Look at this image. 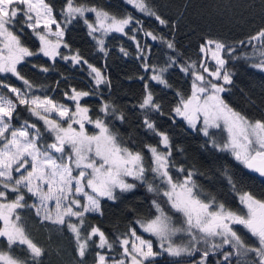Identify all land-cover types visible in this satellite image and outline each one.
Segmentation results:
<instances>
[{
  "label": "snow or ice",
  "instance_id": "snow-or-ice-1",
  "mask_svg": "<svg viewBox=\"0 0 264 264\" xmlns=\"http://www.w3.org/2000/svg\"><path fill=\"white\" fill-rule=\"evenodd\" d=\"M122 3L154 18L159 25L169 24L151 0ZM88 14L94 15L93 21ZM58 15L62 19L57 18L47 0H0V74L10 73L25 86L0 81V89L14 96L0 91V242L4 245L0 247V264H44L47 250L27 232L25 211L42 226L71 235L77 264H87L90 252H94L92 264H156V258L164 255L173 258L171 264H184V258L197 255L199 258L191 264H211L213 256L217 257L215 264H264V198L239 189L227 169H221L220 174L238 199L237 208L205 191L198 179L204 173L176 164L169 135L151 119L152 112L163 113L148 80L171 88L166 74L179 65V70L191 78V86L187 95L175 93L173 119L182 118L191 130L202 135L201 147L206 151L227 154L244 170L264 179V119H250L225 99L230 91L227 86L233 84V72L226 65L237 49L206 39L199 46L202 55L198 62L180 64L174 42L145 30L143 21L131 12L116 15L103 7L65 0ZM77 19L83 20L105 56L108 52L102 37L110 33L143 32L171 50L163 65L150 64V47L142 46L136 35L129 36L136 41L145 72L151 73L148 80L141 77L145 80L144 96L138 108L143 113V127L159 138L155 144L134 147L126 143L114 124L126 117L109 103H102L99 111L103 115L95 119L89 115L90 109L81 105L84 97L110 82L78 51L61 53V47L69 48L62 24ZM25 30H31L39 40L37 51L22 42ZM98 32L101 37L95 36ZM252 41L264 42V28L248 43ZM120 52L129 55L123 47ZM41 54L53 62L59 57L74 66H87L94 82L92 89L72 87L63 92L74 107L47 94H37L36 86L18 70L27 57ZM209 58L213 67L208 65ZM252 67L264 72V50ZM20 106L35 121L20 120ZM86 124L97 131L89 134ZM140 187L151 193L152 199L147 216L135 220V227L110 238L99 225L89 222L90 216L104 215L102 201L115 205ZM138 231L154 237L157 250L153 239Z\"/></svg>",
  "mask_w": 264,
  "mask_h": 264
},
{
  "label": "trees",
  "instance_id": "trees-1",
  "mask_svg": "<svg viewBox=\"0 0 264 264\" xmlns=\"http://www.w3.org/2000/svg\"><path fill=\"white\" fill-rule=\"evenodd\" d=\"M47 2L54 6L57 18L62 19L58 14L65 0ZM76 2L103 7L116 15L133 13L143 21L145 30L163 34L174 42L180 64L185 61L198 62L202 55L199 46L206 39L218 40L237 49L232 59L225 57L228 59L226 69L233 72V84L227 86L230 91L225 94V99L230 106L250 119H264V72L252 67V63L259 58L254 56L258 41L248 43L252 36L264 28V0H151L156 9L169 21L167 27L159 25L154 18L143 16L131 5L122 3V0H76ZM88 18L93 21L91 14H88ZM62 26L65 27L64 41L68 43L69 48L61 47V53L71 55L78 51L89 63L100 68L110 82L109 85H102L94 94L84 97L81 105L88 107L89 115L95 119L98 115H103L99 111L102 103H109L126 117L123 122L114 121L115 130L126 143L134 147H142L144 143L155 144L159 138L148 133L143 127V113L138 108L144 96L145 80H148L151 73L145 72L142 66L144 61L138 58L136 41L129 39V36L136 35L142 46L150 47L148 60L150 64L163 65L167 54H172L171 50L159 41H152L143 32H129L128 35L112 33L105 38L108 52L105 56L99 51L93 36L89 35V30L82 19L73 20L71 24ZM21 39L30 50H38L39 40L31 34V30H25ZM241 41L244 43L241 44ZM261 44L264 49V42ZM121 47L125 48L129 55L121 53ZM44 67L49 71H41ZM18 70L36 86L34 90L37 94H47L70 107L74 105L63 96V92L72 87L90 91L94 84L86 65L74 66L70 61H64L59 57L55 62L42 54L27 57L18 65ZM166 76L172 85L171 88H164L148 80L163 113L152 112L151 119L160 131L169 135L173 146L172 158L176 164L204 173L198 179L205 191L212 192L233 209L237 208L239 201L231 192L225 177L220 174L221 169H227L233 174L239 189L264 198L263 179L244 170L227 154L206 151L201 147L204 143L202 135L191 130L182 118L173 119L171 110L177 99L175 93L180 91L185 95L189 94L191 78L179 70V65L169 69ZM0 81L15 87H25L22 81L10 73L0 74ZM17 112L20 120L27 118L35 121V117H30L23 106L18 107ZM13 123L18 124V121L14 120ZM37 123L42 125V122ZM86 129L89 132L95 131L90 124H87ZM151 199V193L142 187L137 188L134 193L125 194L115 205L110 201H102L104 215L90 216L89 222L99 225L110 238L125 233L130 226H136L133 223L135 220L147 216ZM23 220L30 236L47 250L44 264H77L70 234L57 233L42 226L34 215L27 211L23 215ZM240 231L243 233L245 230L241 228ZM3 246L0 242V247ZM119 251L117 249V253ZM93 258L94 252H90L87 264H92ZM198 258V255L184 258V264H191L193 259ZM216 258L210 257L211 264H215ZM171 260L165 256L156 259V264H171Z\"/></svg>",
  "mask_w": 264,
  "mask_h": 264
},
{
  "label": "rangeland",
  "instance_id": "rangeland-1",
  "mask_svg": "<svg viewBox=\"0 0 264 264\" xmlns=\"http://www.w3.org/2000/svg\"><path fill=\"white\" fill-rule=\"evenodd\" d=\"M92 16H93V20H94V15L93 14H91ZM53 27H55V26H53ZM127 31V30H126ZM110 34H112V33H110ZM129 34V33H128ZM101 33H95V36L96 37H101ZM108 36V35H107ZM107 36H103L102 38L105 40V38L107 37ZM261 50H264L263 49V45L261 44V42H258V46H257V48H255V52H254V56L255 57H259L260 56V51ZM208 65H209V67H213L214 66V62L213 61H211L210 60V58L208 59ZM0 91H2V92H5L4 90H2V89H0ZM8 96H10V97H12L13 99H14V96H13V94H11V93H7V91L5 92ZM70 107V106H69ZM87 126V124L85 125V127ZM88 131V130H87ZM95 131H97L96 129H95ZM94 131V132H95ZM89 132V131H88ZM93 132H89V134H92ZM138 234H142L145 238H151V239H153V242H154V250H157L156 249V242H155V238L154 237H149L148 236V234H146V233H142V231H140V232H138ZM177 243H180V240L179 239H177ZM113 255H115V254H113ZM165 256H167V255H164V256H160V257H157L156 259H160V258H162V257H165ZM171 259H173V258H171Z\"/></svg>",
  "mask_w": 264,
  "mask_h": 264
},
{
  "label": "water",
  "instance_id": "water-1",
  "mask_svg": "<svg viewBox=\"0 0 264 264\" xmlns=\"http://www.w3.org/2000/svg\"><path fill=\"white\" fill-rule=\"evenodd\" d=\"M252 174H254L255 176H257L258 177V174H255V173H252ZM261 179V178H260ZM264 180V179H263Z\"/></svg>",
  "mask_w": 264,
  "mask_h": 264
}]
</instances>
